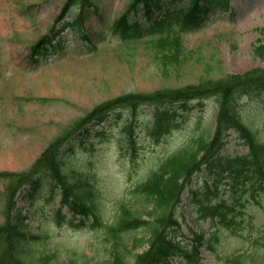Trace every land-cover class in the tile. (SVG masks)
Here are the masks:
<instances>
[{
  "label": "rangeland",
  "instance_id": "rangeland-1",
  "mask_svg": "<svg viewBox=\"0 0 264 264\" xmlns=\"http://www.w3.org/2000/svg\"><path fill=\"white\" fill-rule=\"evenodd\" d=\"M131 1L90 0V7L82 13L81 32L86 41L78 33L63 30L53 41V45L63 44V50L52 55L47 49L46 58L36 64L31 48L49 36L64 0H0V174L28 170L53 140L83 126L85 115L109 100L264 69V63L253 56L264 30V0H226V10L211 8L199 29L182 37L179 67L167 71L152 60L143 44L119 46L115 42L112 25L130 13ZM175 6L184 7L186 1ZM76 15L71 12L66 22ZM131 19L141 28L148 26L141 11ZM87 45L95 51L88 54L83 50ZM214 103L211 98L192 102L185 110L175 106L174 111L183 118L180 128L158 143L147 134L150 113L143 110L133 120L134 133L129 139L122 130L131 117L113 114L107 123L93 127L100 137L81 132L64 145L68 147L65 165L88 172L100 193L98 217L103 226L114 223L120 203L130 201L129 207L134 208L130 194L155 165L193 139L212 136ZM238 110L243 123L264 143V100L242 99ZM225 153L239 157L248 150L231 134ZM256 182L250 168L237 180L234 174L224 171L220 175L216 169L209 172L204 168L195 174L191 183L195 196L185 192L181 197L179 230L172 234L176 241L185 248L199 246L200 264H232L240 255L251 258L253 264H264V195L253 193ZM4 188L0 179V194ZM46 188L47 183L32 200L19 195L17 201L29 235L46 237L35 245L36 250L55 255L57 264L70 260L106 264L108 240L99 230H91L90 223L75 228L79 218L72 219L60 208V198ZM207 192L212 193L208 197L211 205L224 204L230 210L226 217L234 220L231 228L218 220L202 219L199 211ZM251 194H255L254 200ZM2 207L0 202V224ZM129 238L141 242L136 254L147 250L146 230L133 232ZM171 264L186 261L174 259Z\"/></svg>",
  "mask_w": 264,
  "mask_h": 264
},
{
  "label": "trees",
  "instance_id": "trees-1",
  "mask_svg": "<svg viewBox=\"0 0 264 264\" xmlns=\"http://www.w3.org/2000/svg\"><path fill=\"white\" fill-rule=\"evenodd\" d=\"M182 1H186V6L177 8L175 5ZM89 2L64 0L63 9L50 28L49 36L31 48L34 63L46 58L47 49L52 55L63 50V44L53 45L54 39L63 30L78 33L79 39L86 41L81 32L82 13L90 7ZM166 3L162 4L161 0H132L127 11L130 12L129 18L122 16L111 28L119 46L143 44L152 60L164 71L169 67H179V57L183 54L182 37L198 30L211 8L216 6L223 11L228 8L226 0H167ZM139 9L148 23L146 28H141L130 18ZM71 12L77 15L71 22H66ZM257 43L253 48V56L264 63V30L260 32ZM83 50L88 54L95 51L90 45ZM211 98L215 100L216 106L212 136L209 139L203 136L193 139L187 146L155 165L145 181L130 194L129 200H133L134 208L129 207L130 201L120 203L117 206L119 215L114 223L103 226L98 217L100 193L88 172L76 171L65 165L64 145L87 125L91 129L84 131L86 135L91 133L100 137L97 132H93V127L107 123V118L113 114L131 117L122 130L129 139L134 133L133 120L143 110L150 113L147 134L158 143L163 136L180 128L183 118L174 111L175 106L185 110L192 102ZM242 99L264 100V69L237 76L224 75L219 79H208L180 89L127 94L94 107L85 115L83 126L77 129L74 127L73 132L71 130L53 140L28 170L0 174V179L5 182L4 191L0 194V202L3 204L0 264H57L55 255H43L36 250L35 245L46 237L30 236L24 224L26 219L16 207L20 194H24V199L32 200L45 183L46 189L60 198V208L65 209L72 219L79 218L75 228L82 229L86 223H90L91 230H99L108 240L110 257L106 264H171L173 259H184L186 264H199V246L185 248L172 235L179 230L177 212L182 195L188 191L195 196L190 188L193 175L201 173L202 168H207L209 172L216 169L220 175L224 171L234 174L237 180L243 171L250 168V173L257 179L256 187H253L254 184L251 187L253 193L259 191L264 195V143L240 118L238 109ZM231 134L247 148L246 156H227L225 148ZM210 196L212 193L207 192L203 198L199 211L202 219L218 220L226 229L231 228L234 220L226 217L230 210L224 204L211 205ZM251 199H255V194H251ZM57 218L60 219L59 213ZM141 230L149 233L147 250L136 254L141 242H130L129 236ZM261 247L264 249V244ZM231 263L253 264L251 258L246 259L243 255L234 258ZM67 264L77 262L70 260Z\"/></svg>",
  "mask_w": 264,
  "mask_h": 264
}]
</instances>
